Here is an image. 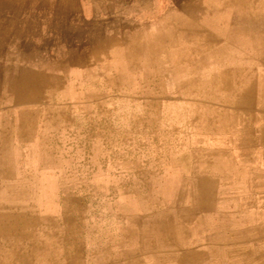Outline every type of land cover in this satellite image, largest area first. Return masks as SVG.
<instances>
[{
  "label": "rangeland",
  "instance_id": "1",
  "mask_svg": "<svg viewBox=\"0 0 264 264\" xmlns=\"http://www.w3.org/2000/svg\"><path fill=\"white\" fill-rule=\"evenodd\" d=\"M82 1L31 0L37 54L20 69L18 108L0 77V264L252 263L240 249H264V167L253 168L264 163V91L251 93L256 107L237 105L243 89L264 88V60L253 75L246 45L225 52L206 29L181 33L175 0ZM227 161L231 195L250 211L195 226L204 213L188 202V177Z\"/></svg>",
  "mask_w": 264,
  "mask_h": 264
},
{
  "label": "crops",
  "instance_id": "2",
  "mask_svg": "<svg viewBox=\"0 0 264 264\" xmlns=\"http://www.w3.org/2000/svg\"><path fill=\"white\" fill-rule=\"evenodd\" d=\"M148 8L147 10H149ZM172 10L178 13L173 20V26L178 28L181 33L187 32L192 36L197 34L195 29H206L205 33L214 38L213 41L218 45L221 44L220 50L225 52L230 50L231 43L246 45L245 60H253V64L250 65L253 66L252 73L254 72V75L256 72L261 73V69L257 70V65L261 66L264 60V0H175ZM37 12L38 7L36 4H32L31 0H0V35H2L0 36V77L7 78L4 80L8 84L7 91L10 96L8 107L10 108H18L20 105L18 99L24 89L20 69L26 64L24 61L29 58L28 56H31L32 52L33 55L37 54ZM97 22L101 25V20H97ZM188 29L189 31H187ZM135 44L137 43H129L126 48H133ZM29 72L31 73L30 68ZM245 91L247 94L245 93L244 97L252 104L247 105L241 101L237 106L241 108L256 107L257 104L255 105L251 93L264 91V88L256 85ZM0 108L4 110L6 105L0 104ZM261 119L263 118H260L259 121ZM256 121L257 118L253 123ZM241 149L246 150L245 148ZM261 150L259 149L254 154L264 155ZM227 163V169L219 166L218 163H213L212 166L207 165L200 170L196 168L188 177L190 186L194 187L196 191V196L191 195L188 202L191 206L194 204L197 206L199 214L204 213V215L193 219L194 222L196 221L195 226L198 220L204 217L216 218L222 214H229L237 218L236 214L250 211L245 197L231 195L230 191L237 179V170L232 163L229 161ZM255 164L257 166H253V168L256 171L258 168L264 167V163L255 162ZM242 165L241 168L244 172L246 167L244 164ZM261 172L264 173V169ZM227 190L228 192H226ZM198 191L201 193L199 196ZM222 191H225V194ZM212 242L207 241L205 245H213ZM195 250L202 253L207 249L198 248Z\"/></svg>",
  "mask_w": 264,
  "mask_h": 264
},
{
  "label": "bare ground",
  "instance_id": "3",
  "mask_svg": "<svg viewBox=\"0 0 264 264\" xmlns=\"http://www.w3.org/2000/svg\"><path fill=\"white\" fill-rule=\"evenodd\" d=\"M82 1V0H81ZM105 1V0H104ZM148 1V0H147ZM194 1V0H193ZM224 1H226V0H224ZM83 2V1H82ZM81 2V3H82ZM128 2V1H127ZM157 2V1H156ZM171 2V1H170ZM197 2V1H196ZM222 2V1H221ZM85 3V2H84ZM90 3H91V1H90ZM117 3V2H116ZM222 3H224V2H222ZM226 3V2H225ZM228 3V2H227ZM83 4V3H82ZM105 5H106V3H104ZM119 4V3H118ZM147 4V3H146ZM216 4V3H215ZM104 5V6H105ZM155 5V4H154ZM218 5V4H217ZM84 6H85V4H84ZM86 6H87V4H86ZM85 6V7H86ZM91 7H93V6H91ZM101 7V6H100ZM153 7V6H152ZM84 8V7H83ZM90 8V7H89ZM88 8V9H89ZM157 8V7H156ZM159 8V7H158ZM148 9H150V8H148ZM147 10V9H146ZM152 10V9H151ZM151 10H149V12L151 11ZM87 11V10H86ZM93 12V11H92ZM143 13V12H142ZM92 14V13H91ZM235 14V13H234ZM200 15V14H199ZM91 16V15H90ZM98 16H100V15H98ZM103 16H104V14H103ZM149 16H151L150 14H149ZM106 17V16H105ZM108 17V16H107ZM109 17H110V14H109ZM122 17V16H121ZM143 17V16H142ZM128 18V17H127ZM134 18V17H133ZM138 18V17H137ZM136 18V19H137ZM140 18V17H139ZM169 18V17H168ZM145 19V18H144ZM262 19V18H261ZM82 20V19H81ZM112 20V19H111ZM173 20V19H172ZM259 20V19H258ZM141 21V20H140ZM139 22V21H138ZM142 22V21H141ZM150 23V22H149ZM160 23H162V21L160 22ZM151 26V25H150ZM161 26H162V24H161ZM168 27H169V25H168ZM150 28V27H149ZM162 28V27H161ZM163 30V29H162ZM166 30V29H165ZM137 31V30H136ZM141 31V30H140ZM139 31V32H140ZM148 31V30H147ZM160 31V30H159ZM178 32V31H177ZM147 33V32H146ZM133 34V33H132ZM135 34V33H134ZM248 34V33H247ZM148 35V34H147ZM150 35V34H149ZM161 35V34H160ZM180 35V34H179ZM0 36H2V35H0ZM145 36V35H144ZM178 36V35H177ZM130 37V36H129ZM194 37V36H193ZM130 39H131V37H130ZM165 39V38H164ZM176 40V39H175ZM178 40H180V38L178 39ZM232 40V39H231ZM233 41V40H232ZM153 42H154V40H153ZM165 42V41H164ZM172 42H174V41H172ZM166 43V42H165ZM211 43V42H210ZM116 44V43H115ZM237 44V43H236ZM111 45V44H110ZM119 45V44H118ZM136 45V44H135ZM218 45V44H217ZM162 46H164V45H162ZM205 46V45H204ZM203 46V47H204ZM207 46V45H206ZM239 46V45H238ZM110 47H112V46H110ZM117 47V46H116ZM132 47H133V45H132ZM203 47H202V49H203ZM118 48V47H117ZM217 48V47H216ZM133 49V48H132ZM161 49V48H160ZM163 49V48H162ZM112 50H113V48H112ZM116 50V49H115ZM85 51V50H84ZM111 51V50H110ZM87 52V51H86ZM116 52H117V50H116ZM132 52H134V51H132ZM132 52H129V53H132ZM141 52V51H140ZM178 52V51H177ZM84 53V52H83ZM128 53V54H129ZM167 53V52H166ZM86 54V53H85ZM90 54H91V52H90ZM88 56V55H87ZM88 58V57H87ZM187 58V57H186ZM86 59V58H85ZM84 59V60H85ZM191 59V58H190ZM173 60V59H172ZM196 60V59H195ZM125 62V61H124ZM186 62H187V60H186ZM190 62V61H189ZM188 62V63H189ZM140 63V62H139ZM121 64V63H120ZM125 64V63H124ZM157 64V63H156ZM132 66V65H131ZM164 66V65H163ZM121 67V66H120ZM125 67H126V65H125ZM169 67V66H168ZM194 68V67H193ZM253 68V67H252ZM172 69V68H171ZM195 69V68H194ZM239 69H240V67H239ZM248 69V68H247ZM120 70H121V68H120ZM126 70V69H125ZM139 70V69H138ZM148 70V69H147ZM173 70V69H172ZM175 70V69H174ZM177 70V69H176ZM102 71V70H101ZM119 71V70H118ZM238 71V70H237ZM249 71V70H248ZM172 72V71H171ZM175 72H178V71H175ZM108 73V72H107ZM144 73V72H143ZM148 73V72H147ZM257 73V72H256ZM100 74V73H99ZM101 74H104V73H101ZM127 74V73H126ZM138 73H136V75H137ZM203 74H204V72H203ZM250 75H251V73H250ZM253 75H254V72H253ZM114 76V75H113ZM112 76V77H113ZM169 76V75H168ZM174 76V75H173ZM241 76V75H240ZM124 77V76H123ZM233 77H237L236 75L235 76H233ZM242 77V76H241ZM255 77V76H254ZM127 79H128V76L126 77ZM170 78V77H169ZM173 78V77H172ZM175 78V77H174ZM179 78H181L180 76H179ZM234 78V79H235ZM247 78V77H246ZM256 78V77H255ZM122 79V78H121ZM208 79V78H207ZM237 79H239V78H237ZM164 80V79H163ZM171 80V79H170ZM250 80V79H249ZM257 80V79H256ZM110 81V80H109ZM141 81H142V79H141ZM144 81V80H143ZM203 81V80H202ZM251 81H252V79H251ZM74 82V81H73ZM107 82V81H106ZM126 82V81H125ZM218 82V81H217ZM254 82H256V81H254ZM133 83V82H132ZM205 83V82H204ZM258 83V82H257ZM74 84H76V83H74ZM107 84V83H106ZM134 84V83H133ZM138 84V83H137ZM139 85V84H138ZM144 85V84H143ZM165 85V84H164ZM176 85V84H175ZM198 85V84H197ZM241 85V84H240ZM131 86L133 87V85L131 84ZM115 87V86H114ZM131 87V88H132ZM215 87V86H214ZM235 88V87H234ZM233 88V89H234ZM143 89V88H142ZM222 89V88H221ZM193 90V89H192ZM246 89H243V92L245 91ZM89 91V90H88ZM181 91V90H180ZM233 91V90H232ZM231 91V92H232ZM177 92V91H176ZM189 92V91H188ZM226 92V91H225ZM50 93H52L51 91H50ZM134 93V92H133ZM200 93H202V92H200ZM247 94V92L245 91L244 92V94ZM49 94V93H48ZM88 94V93H87ZM96 94V93H95ZM135 94V93H134ZM193 94H195V92L193 93ZM225 94V93H224ZM244 94H243V96H242V98H241V100L239 101V102H244L245 104H247V105H249V104H252L251 102H250V100H248L246 97H244ZM51 95V94H50ZM99 95V94H98ZM98 95H97V97H98ZM105 95H106V93H105ZM205 95H206V93H205ZM227 95H228V93H227ZM227 95H225V97L227 96ZM230 95V94H229ZM47 96H49V95H47ZM81 96V95H80ZM79 96V97H80ZM145 96V95H144ZM148 96V95H147ZM263 96V95H262ZM49 98V97H48ZM75 98V97H74ZM235 98V97H234ZM52 99V98H51ZM95 99V98H94ZM49 101V100H48ZM53 101V100H52ZM52 101H51V103H52ZM236 101V100H235ZM255 101H256V98H255ZM50 102V101H49ZM57 102V101H56ZM227 103H228V101H227ZM233 103V102H232ZM236 104V103H235ZM244 104V105H245ZM255 105H256V102H255ZM246 106V105H245ZM263 106V108H264V105H262ZM195 107V106H194ZM237 107V106H236ZM239 107V106H238ZM246 107H250V106H246ZM259 108V107H258ZM192 109V108H191ZM197 109V108H196ZM197 110H199V109H197ZM200 110H201V108H200ZM203 110V109H202ZM56 111V110H55ZM190 111V110H189ZM57 112V111H56ZM194 112V111H193ZM64 113V112H63ZM57 114V113H56ZM101 114H102V112H101ZM59 115H60V112H59ZM197 115V114H196ZM259 115V114H258ZM69 116V115H68ZM99 116V115H98ZM203 116V115H202ZM79 117V116H78ZM201 117V116H200ZM196 118V117H195ZM203 118V117H202ZM202 118H200V119H202ZM66 119V118H65ZM78 119V118H77ZM48 120H50V119H48ZM56 120V119H55ZM59 120V119H58ZM207 121V120H206ZM210 121H211V119H210ZM52 123V122H51ZM68 123V122H67ZM62 124V123H61ZM200 124V123H199ZM48 125H49V122H48ZM202 125V124H201ZM61 126V125H60ZM197 126V125H196ZM220 126V125H219ZM223 126V125H222ZM199 127V126H198ZM224 128V127H223ZM257 128V127H256ZM51 129V128H50ZM252 129V128H251ZM226 130V129H225ZM245 130H247V129H245ZM244 130V131H245ZM248 130H250V129H248ZM195 131V130H194ZM227 131V130H226ZM255 131H257V130H255ZM78 132V131H77ZM22 133V132H21ZM245 133V132H244ZM248 133H251V132H248ZM263 134H264V129H263ZM246 135V134H245ZM201 136V135H200ZM244 136V135H243ZM264 136V135H263ZM33 137V136H32ZM247 137V136H246ZM89 138V137H88ZM107 138V137H106ZM248 138V137H247ZM250 138V137H249ZM95 139V138H94ZM100 139V138H99ZM74 140V139H73ZM97 140H98V138H97ZM96 140V141H97ZM98 142V141H97ZM98 143H100V142H98ZM152 144V143H151ZM202 145V144H201ZM261 145H262V147L260 148V149H262V148H264V140H263V142L261 141ZM189 146V145H188ZM194 146V145H193ZM96 147V146H95ZM94 147V148H95ZM50 151H51V149H50ZM55 151V150H54ZM50 154H53V153H50ZM51 157H52V155H51ZM55 158V157H54ZM45 162V161H44ZM52 162H54V161H52ZM70 162V161H69ZM213 162V161H212ZM211 163V162H210ZM98 165V164H97ZM208 165V164H207ZM210 166V165H209ZM211 166H212V164H211ZM252 171V170H251ZM10 172V171H9ZM193 173V172H192ZM10 176V175H9ZM202 176V175H201ZM204 176V175H203ZM3 177V176H2ZM12 177V176H11ZM86 182H87V180H86ZM80 183V182H79ZM200 183V182H199ZM64 184V183H63ZM77 186V185H76ZM214 187V186H213ZM78 189V188H77ZM95 189V188H94ZM214 189H216L215 187H214ZM14 191V190H13ZM17 191V190H16ZM27 191V190H26ZM23 192V191H22ZM17 193V192H16ZM69 193V192H68ZM199 194V193H198ZM63 196V195H62ZM81 198V197H80ZM228 198H230V197H228ZM233 198H235V197H233ZM73 200V199H72ZM249 202H251V201H249ZM64 204V203H63ZM70 204V203H69ZM264 204V203H263ZM262 204V205H263ZM220 205V204H219ZM228 205V204H227ZM238 205V204H237ZM70 206V205H69ZM220 207V206H219ZM225 207V206H224ZM235 207V206H234ZM82 210V209H81ZM163 210H165V209H163ZM238 210V209H237ZM159 211H161V210H159ZM228 211H230V210H228ZM165 212V211H164ZM162 213V212H161ZM168 214V213H167ZM164 215V214H163ZM167 217V216H166ZM140 218V217H139ZM79 219V218H78ZM145 219V218H144ZM146 220V219H145ZM142 221V220H141ZM152 221V220H151ZM64 222V221H63ZM145 222V221H144ZM154 222V221H153ZM33 223V222H32ZM66 223V222H65ZM50 224V223H49ZM82 224V223H81ZM67 226V225H66ZM63 228V227H62ZM61 228V229H62ZM141 230H142V228H141ZM256 230H258L257 232L259 233V234H261V233H263L264 231H263V228L262 229H260V228H257ZM62 231V230H61ZM242 232V231H241ZM246 232V231H245ZM215 233V232H214ZM219 233V232H218ZM49 234V233H48ZM174 234V233H173ZM216 234V233H215ZM227 234V233H226ZM219 235H220V233H219ZM229 235V234H228ZM238 233L237 232H235V236L233 235V234H231V236H232V240L235 238V239H237L238 238ZM42 236V235H41ZM47 236V235H46ZM217 236V235H216ZM259 236V235H258ZM6 237V236H5ZM214 237V236H213ZM242 237V236H241ZM260 237V236H259ZM7 238V237H6ZM53 238V237H52ZM215 238V237H214ZM223 239V238H222ZM222 239H220V240H222ZM225 239V238H224ZM42 240V239H41ZM45 240V239H44ZM59 240V239H58ZM217 240V239H216ZM231 240V241H232ZM43 241V240H42ZM257 241V244L260 242V241H262V239H261V237H260V240H256ZM255 241V242H256ZM82 242V241H81ZM175 243V242H174ZM46 244V243H45ZM175 245H176V243H175ZM258 245H262V244H258ZM258 245H256L255 246V249H249V248H243V249H240V250H243V252H244V255H246L247 257H249L251 260H252V263H249V264H261V262H258V261H255V257L256 256H258V253H259V256H260V258H262L263 256H264V249H261V246H258ZM40 246V245H39ZM46 246V245H45ZM210 245H208V247H209ZM43 247V246H42ZM41 247V248H42ZM234 247H236L237 248V246H234ZM258 247V248H257ZM242 248V247H241ZM34 249H35V247H34ZM81 249V248H80ZM42 250V249H41ZM44 250V249H43ZM42 250V251H43ZM74 250V249H73ZM226 250H227V248H226ZM38 250H36V252H37ZM237 251H239V249L237 250ZM211 252H213V251H211ZM217 252V251H216ZM229 252H230V250H229ZM235 253H237V252H235ZM240 253V252H239ZM216 254H218V252L216 253ZM228 254V253H227ZM237 255V254H236ZM243 255V254H242ZM244 255H243V257H244ZM219 257V256H218ZM229 257V256H228ZM57 258V257H56ZM209 258H211V257H209ZM244 260V259H243ZM205 263V262H204ZM224 263V262H223ZM62 264V263H61ZM264 264V263H263Z\"/></svg>",
  "mask_w": 264,
  "mask_h": 264
}]
</instances>
